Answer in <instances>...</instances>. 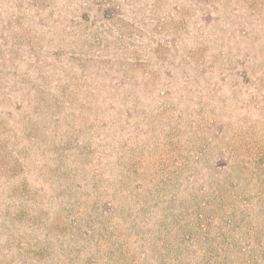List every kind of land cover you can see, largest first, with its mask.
<instances>
[{
	"label": "rangeland",
	"instance_id": "1",
	"mask_svg": "<svg viewBox=\"0 0 264 264\" xmlns=\"http://www.w3.org/2000/svg\"><path fill=\"white\" fill-rule=\"evenodd\" d=\"M262 251L264 0H0V264Z\"/></svg>",
	"mask_w": 264,
	"mask_h": 264
},
{
	"label": "trees",
	"instance_id": "2",
	"mask_svg": "<svg viewBox=\"0 0 264 264\" xmlns=\"http://www.w3.org/2000/svg\"><path fill=\"white\" fill-rule=\"evenodd\" d=\"M126 163L123 180L131 184L134 183L135 188L137 190H142V193L145 191L149 194H152V184H149L152 182V176L150 171H147L145 168L147 165L146 158L142 157V155L137 158L130 157ZM259 243V240L252 239L247 241V246H257ZM179 258H181V256ZM206 259H208V257H206ZM215 260L216 261L214 263L212 262V264H227L230 262L228 255L226 254L215 255ZM239 262H242V260L239 259ZM245 262H248L249 264H264V251H262L260 254L251 253L249 256H247Z\"/></svg>",
	"mask_w": 264,
	"mask_h": 264
}]
</instances>
